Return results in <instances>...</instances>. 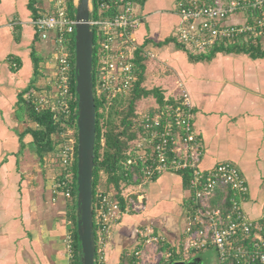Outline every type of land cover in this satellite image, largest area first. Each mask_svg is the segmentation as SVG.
<instances>
[{"label": "crops", "instance_id": "0c3cea01", "mask_svg": "<svg viewBox=\"0 0 264 264\" xmlns=\"http://www.w3.org/2000/svg\"><path fill=\"white\" fill-rule=\"evenodd\" d=\"M177 2H136L140 25L135 40L156 55L147 57L146 73L157 72L154 75L165 98L173 99L179 93L178 84L184 85L194 105L202 169L227 161L239 167L249 184L244 209L260 220L264 211V55L217 51L209 58H196L200 54L193 55L178 40ZM53 12L54 0H0V264H71L72 260L67 244L72 227L70 200L54 187L62 172V135L56 133L53 148L39 153L33 134L27 131L38 124L19 110L21 98L33 101L30 95L54 98L57 94L54 33L42 40L33 23L36 13ZM243 20L244 15L238 14L229 22ZM261 44L264 50V37ZM184 176V172H166L145 186L146 209L125 214L114 225L100 264H128L127 254L143 247L138 230L145 226L162 234L173 247L181 245L191 204ZM225 191L220 187L218 195Z\"/></svg>", "mask_w": 264, "mask_h": 264}, {"label": "built area", "instance_id": "2783aa9c", "mask_svg": "<svg viewBox=\"0 0 264 264\" xmlns=\"http://www.w3.org/2000/svg\"><path fill=\"white\" fill-rule=\"evenodd\" d=\"M98 5L102 16L93 19L101 36L95 87L111 100L127 94L136 80L134 58L139 45L134 34L140 18L135 0H98ZM176 8L181 18L178 40L193 54L205 53L221 41L233 42L244 36L264 37V0H178ZM67 12L66 0H54V12L42 14L33 22L40 39L47 40L54 33L57 94L54 98L42 95L29 98L39 108L51 109L55 118L70 119L74 66L68 43L69 36L75 34L76 21ZM238 14L244 15L243 22H229ZM146 54L156 57L151 51ZM11 64L18 67L14 60ZM178 88L174 102L165 98L164 106L140 113L138 137L133 155L126 162L122 191L99 190L96 194L94 223L99 264L114 225L125 214L144 211L145 186L170 171L190 174L191 204L185 216L182 243L177 248L170 245L162 249L166 238L149 226L142 227L138 233L143 247L127 254L128 264H151L149 247V253L159 251L158 263L162 259L164 263L169 262L175 252L181 258L178 261H185L214 247L218 251V264H264V211L260 220L252 219L245 211L249 184L234 163L221 162L212 169H202L203 148L194 125V105L184 85L179 83ZM67 134L60 147L63 175L54 187L70 199L78 139L71 132ZM220 187L226 189L222 196L218 195ZM73 242L71 227L67 236L71 258Z\"/></svg>", "mask_w": 264, "mask_h": 264}, {"label": "trees", "instance_id": "16d2710c", "mask_svg": "<svg viewBox=\"0 0 264 264\" xmlns=\"http://www.w3.org/2000/svg\"><path fill=\"white\" fill-rule=\"evenodd\" d=\"M68 16L75 18L76 16V4L75 0H66ZM138 2V0H135ZM93 2V19H98L102 16L100 13L98 0H92ZM42 14L36 13L35 19ZM95 33V47H94V81L96 83V67L99 58V44L100 33L97 26H94ZM223 42L213 47L210 53H202L197 55L196 58H209L217 51L224 52H243L250 54L252 57L264 55L262 49L261 37L247 36L240 37L234 40L232 43ZM69 49L71 51L73 60V75L71 82V91L73 94L72 107L73 115L70 119L64 117L55 118L54 112L49 108H39L36 103L29 99H22L19 106L21 114L26 113L30 120L35 121L38 124L36 129H27L30 131L37 144L38 152H44L50 150L54 146L53 136L58 133L62 135L60 141L63 143L67 138V133L71 132L77 139V93H76V81H75V34L69 36ZM183 46V45H182ZM184 47V46H183ZM185 48V47H184ZM194 55V54H193ZM147 54L142 46H139L135 52L134 64L136 71V80L132 86V89L124 95H120L114 99L108 100L106 97L98 93L95 87L96 96V110H97V140L95 151V169H94V202L96 201L97 190L100 186L105 187L104 192L114 191L121 192L123 183L126 179V162L129 157L133 155V149L135 141L138 137L137 119L139 113L136 109L137 103L147 96H155L158 103L162 106L165 104V97L163 91L158 88H146L143 83L146 79L147 70ZM38 63V60H36ZM174 102V99H171ZM104 140V144L102 143ZM61 143V144H62ZM78 145H76L77 150ZM74 172V183L72 188V197L69 199L68 217L71 221L72 231L74 236L72 260L71 264H81L82 248L77 233V154L76 160L72 167ZM139 171L140 168H136ZM102 173H106V179H103ZM185 182L189 183V172H184ZM63 175L62 174L60 176ZM224 195V193L222 194ZM220 195V196H222ZM123 200V199H121ZM96 231V228H95ZM96 234V233H95ZM170 244L165 243L162 245V249H167ZM176 248H174L175 250ZM196 255H200L199 253ZM181 258L175 252L169 262L178 261ZM166 262L164 264H167ZM96 264H99V255H96Z\"/></svg>", "mask_w": 264, "mask_h": 264}, {"label": "water", "instance_id": "95a60500", "mask_svg": "<svg viewBox=\"0 0 264 264\" xmlns=\"http://www.w3.org/2000/svg\"><path fill=\"white\" fill-rule=\"evenodd\" d=\"M75 30V81L77 93V233L81 264H96L94 223V169L97 110L94 81V25L92 0H77ZM200 255L167 264H202Z\"/></svg>", "mask_w": 264, "mask_h": 264}, {"label": "rangeland", "instance_id": "374dc122", "mask_svg": "<svg viewBox=\"0 0 264 264\" xmlns=\"http://www.w3.org/2000/svg\"><path fill=\"white\" fill-rule=\"evenodd\" d=\"M77 2V0H75ZM147 57H149L147 55ZM150 58V57H149ZM149 60H147L148 62ZM150 62H153L152 59H150ZM150 67V65L148 66ZM152 67H150L151 69ZM149 71V70H148ZM156 71L150 70L149 73H146V79L143 83L144 87L152 89L155 87L159 88V82L157 80V75L155 76L154 74H156ZM179 91V89H178ZM160 105L157 101V99L155 98V96H147V97H143L136 105V109L138 111V113H143L145 111H148L149 109H151L152 107H156ZM107 174L106 173H102V177L103 179H106ZM101 190V191H105V187L100 186L99 189L97 190V192ZM151 250V248L149 247L148 250V254H149V261L151 264H164L165 260L162 259L159 263H158V257H159V251L155 252V253H149ZM200 254V256L203 258V262L202 264H218L219 261V257H218V251L216 248L214 247H210L209 249L206 250H202L200 252H198ZM197 253V254H198ZM197 255H194L192 257H195ZM191 257V258H192ZM189 258V259H191ZM187 259V260H189ZM185 260V261H187Z\"/></svg>", "mask_w": 264, "mask_h": 264}]
</instances>
